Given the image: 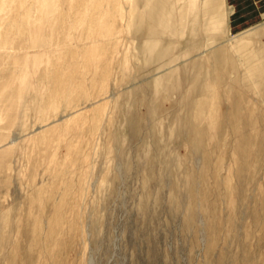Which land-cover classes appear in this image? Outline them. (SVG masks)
<instances>
[{
	"label": "rangeland",
	"instance_id": "374dc122",
	"mask_svg": "<svg viewBox=\"0 0 264 264\" xmlns=\"http://www.w3.org/2000/svg\"><path fill=\"white\" fill-rule=\"evenodd\" d=\"M0 264H264V0H0Z\"/></svg>",
	"mask_w": 264,
	"mask_h": 264
}]
</instances>
